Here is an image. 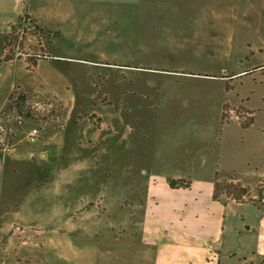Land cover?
Segmentation results:
<instances>
[{
  "label": "rangeland",
  "instance_id": "obj_1",
  "mask_svg": "<svg viewBox=\"0 0 264 264\" xmlns=\"http://www.w3.org/2000/svg\"><path fill=\"white\" fill-rule=\"evenodd\" d=\"M10 4L0 0V99L11 89L0 151L15 173L1 211L32 216L0 232V264L104 258L65 246L94 245L108 226L89 220L78 242L68 223L152 183L204 193L214 179L220 198L261 203L264 0Z\"/></svg>",
  "mask_w": 264,
  "mask_h": 264
},
{
  "label": "crops",
  "instance_id": "obj_2",
  "mask_svg": "<svg viewBox=\"0 0 264 264\" xmlns=\"http://www.w3.org/2000/svg\"><path fill=\"white\" fill-rule=\"evenodd\" d=\"M4 1L15 3L11 11L22 2ZM10 90H3L0 108ZM5 153L0 151V232L32 216L20 209L1 211L6 186L15 173ZM202 186L204 193L194 189L193 180L185 186L166 182L163 188L152 183L144 194L126 197L124 205L114 210L70 221L67 227L79 229L78 242L90 237L80 230H87L91 219L110 230H98L91 237L98 241L94 245L69 242L65 247L86 251L97 246L101 255L108 252L92 264H264V203L216 197L214 179ZM86 260L78 264H90ZM65 264L77 263L69 259Z\"/></svg>",
  "mask_w": 264,
  "mask_h": 264
},
{
  "label": "built area",
  "instance_id": "obj_3",
  "mask_svg": "<svg viewBox=\"0 0 264 264\" xmlns=\"http://www.w3.org/2000/svg\"><path fill=\"white\" fill-rule=\"evenodd\" d=\"M40 129L38 127H32L28 131V138L31 141H36L39 138ZM261 203H264V196L261 198Z\"/></svg>",
  "mask_w": 264,
  "mask_h": 264
},
{
  "label": "trees",
  "instance_id": "obj_4",
  "mask_svg": "<svg viewBox=\"0 0 264 264\" xmlns=\"http://www.w3.org/2000/svg\"><path fill=\"white\" fill-rule=\"evenodd\" d=\"M171 184H172L173 186L178 185V184H176V182H175L174 180L171 181ZM182 185H184V184H182ZM185 185H189V184H185ZM185 185H184V186H185ZM217 185H218V182L216 181V182H215V188H214V195H215L216 197H219V193H218V191H217Z\"/></svg>",
  "mask_w": 264,
  "mask_h": 264
}]
</instances>
